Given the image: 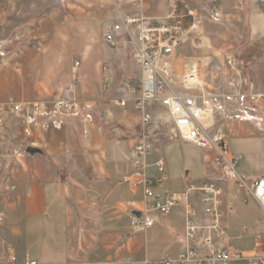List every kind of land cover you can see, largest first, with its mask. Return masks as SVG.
Returning <instances> with one entry per match:
<instances>
[{"label": "crops", "instance_id": "obj_1", "mask_svg": "<svg viewBox=\"0 0 264 264\" xmlns=\"http://www.w3.org/2000/svg\"><path fill=\"white\" fill-rule=\"evenodd\" d=\"M188 2L205 23L192 43L187 44V35L186 44L177 50L178 70L184 73L187 63L211 59L222 76L235 74L244 91L264 93V14L257 1ZM143 6L145 16L163 18L168 3L143 0ZM136 12L130 0H0V102L13 97L22 104H81L76 116L40 118L29 147L42 154L34 156L14 155L23 149L26 137L22 124L7 117L0 132V213L5 215L0 223V264H8L11 254L17 264H166L183 254L187 220L182 205L168 216L151 213L152 227L131 225L132 215L145 207L142 191L126 182L134 147L144 132L142 114L134 108L142 85L133 57L137 26L116 33L114 44L106 35ZM228 49L232 52L225 56ZM229 59L236 65L234 71L225 69ZM123 99L126 107L119 105ZM262 114L229 129L231 150L242 157L240 173L250 185L264 178ZM147 130L157 148L149 159V174L158 179L154 163L163 157V147L185 143L167 140L152 125ZM201 153V180H193L184 167L181 189L160 192L157 186L170 181L167 163V177L156 181L155 190L181 193L191 180L212 176ZM229 184L238 191L235 198ZM195 200L198 222L205 225L200 197ZM225 201L231 209L225 220L227 244L254 251L263 233L261 207L235 183L226 185Z\"/></svg>", "mask_w": 264, "mask_h": 264}, {"label": "built area", "instance_id": "obj_2", "mask_svg": "<svg viewBox=\"0 0 264 264\" xmlns=\"http://www.w3.org/2000/svg\"><path fill=\"white\" fill-rule=\"evenodd\" d=\"M130 1L137 7L136 14L111 26L106 39L114 44L116 33L137 26L133 57L142 73V85L134 108L142 114L144 132L134 147L133 168L126 182L132 189L142 191L145 207L139 217L132 215V227H152L151 213L168 216L176 206L182 205L187 220L186 247L176 261L166 264H229L232 261L264 264V178L250 185L241 175L242 157L231 150L229 133L234 123L247 122L264 112V93L244 91L235 74L222 76L218 69L206 72L211 59L187 63L184 73L178 70L174 57L187 42V26L191 25V30L197 26L198 12L187 0H167V13L163 18L145 16L143 0ZM79 66L76 62L75 67ZM235 68L234 61L229 59L225 69L234 71ZM127 102L123 99L119 105L126 107ZM80 111L81 104L74 100L22 104L9 97L0 102V132L9 116L22 124L26 141L22 143L23 149L15 150L14 155L24 157L29 155L26 151L32 145L34 127L39 126L41 117H72ZM151 125L163 131L167 140L199 147L203 162L212 169L213 175L203 181L191 180L181 193L157 192L156 181L163 182L167 177V162L160 157L154 163L161 178L149 174L150 156L157 152L147 130ZM228 183H235L250 192L262 209L263 233L257 237L254 251L238 250L226 242L225 220L231 210L225 201ZM198 196L208 220L205 225L198 222L195 200ZM149 201H152L151 205L147 204ZM4 216L0 213V223ZM17 263L18 258L11 254L8 264Z\"/></svg>", "mask_w": 264, "mask_h": 264}, {"label": "rangeland", "instance_id": "obj_3", "mask_svg": "<svg viewBox=\"0 0 264 264\" xmlns=\"http://www.w3.org/2000/svg\"><path fill=\"white\" fill-rule=\"evenodd\" d=\"M188 1V0H187ZM257 1V9H259L260 14H264V0H256ZM189 3V2H188ZM190 5V3H189ZM206 15V14H204ZM201 13H198V17L196 18V25L198 28L191 30V25H188V35H190L188 43H192L193 35H196V32L202 31L201 28L204 26L203 17H201ZM211 16H213L211 14ZM207 17L210 19V22L216 23L215 20L210 18V15L207 14ZM190 45V44H189ZM191 47V46H190ZM192 51V48L189 49V52ZM231 49H228L225 53V56H229L231 54ZM220 69L218 63L211 60L209 67L206 69V72H210L212 70ZM163 157L166 159L167 163L170 166V181L164 183L163 185H158L156 189L160 192L166 193L169 189L179 190L181 189V183L179 179L182 176V171L184 167H188L191 170V177L193 180H201L204 177V167L201 164V150L197 146L185 143L182 144L180 142L176 144H169L163 147ZM228 190L231 193V197L235 198L238 194V191L234 190L232 184L228 185Z\"/></svg>", "mask_w": 264, "mask_h": 264}, {"label": "water", "instance_id": "obj_4", "mask_svg": "<svg viewBox=\"0 0 264 264\" xmlns=\"http://www.w3.org/2000/svg\"><path fill=\"white\" fill-rule=\"evenodd\" d=\"M26 152H27L29 155H31V156H34V155H36V154H42V151H41L40 149H38V148H34V147H28ZM134 214H136L138 217L140 216L139 213H134Z\"/></svg>", "mask_w": 264, "mask_h": 264}, {"label": "trees", "instance_id": "obj_5", "mask_svg": "<svg viewBox=\"0 0 264 264\" xmlns=\"http://www.w3.org/2000/svg\"><path fill=\"white\" fill-rule=\"evenodd\" d=\"M259 116H261V117H262V116H263V114H260ZM55 117H56V118H61V117H58V116H54L52 119H53V120H55ZM59 120H60V119H59Z\"/></svg>", "mask_w": 264, "mask_h": 264}, {"label": "bare ground", "instance_id": "obj_6", "mask_svg": "<svg viewBox=\"0 0 264 264\" xmlns=\"http://www.w3.org/2000/svg\"><path fill=\"white\" fill-rule=\"evenodd\" d=\"M262 1V0H261ZM198 28V26H195V29Z\"/></svg>", "mask_w": 264, "mask_h": 264}]
</instances>
